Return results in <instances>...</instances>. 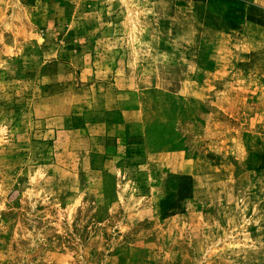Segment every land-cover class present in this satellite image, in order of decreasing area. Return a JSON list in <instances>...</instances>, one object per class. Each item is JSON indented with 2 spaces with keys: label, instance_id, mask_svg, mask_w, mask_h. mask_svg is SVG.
<instances>
[{
  "label": "rangeland",
  "instance_id": "1",
  "mask_svg": "<svg viewBox=\"0 0 264 264\" xmlns=\"http://www.w3.org/2000/svg\"><path fill=\"white\" fill-rule=\"evenodd\" d=\"M0 264H264V0H0Z\"/></svg>",
  "mask_w": 264,
  "mask_h": 264
}]
</instances>
